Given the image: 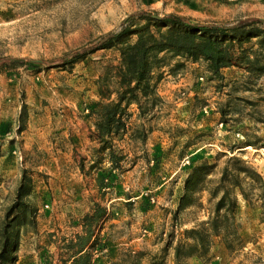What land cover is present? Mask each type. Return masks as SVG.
Returning a JSON list of instances; mask_svg holds the SVG:
<instances>
[{"label": "rangeland", "instance_id": "1", "mask_svg": "<svg viewBox=\"0 0 264 264\" xmlns=\"http://www.w3.org/2000/svg\"><path fill=\"white\" fill-rule=\"evenodd\" d=\"M135 14L233 27L264 20V0H0V223L24 183L36 218L35 229L19 228L13 264H75L82 249L91 264H175L185 232L214 216L221 194L210 190L229 157L264 182V77L249 79L237 66L217 81L202 62L169 61L161 103L144 118L131 105L127 132L111 139L119 166L99 153L94 112L116 98L102 99L100 88L119 52L90 50ZM78 52L84 57L72 62ZM205 162L215 168L178 212L190 174ZM261 190L251 204L234 192L241 241L229 249L215 237L207 259L188 264H264ZM97 210L105 217L90 225L85 218Z\"/></svg>", "mask_w": 264, "mask_h": 264}, {"label": "trees", "instance_id": "2", "mask_svg": "<svg viewBox=\"0 0 264 264\" xmlns=\"http://www.w3.org/2000/svg\"><path fill=\"white\" fill-rule=\"evenodd\" d=\"M258 25H264V20L245 21L231 27L195 23L175 14H135L125 20L119 32L103 37L90 53L115 49L119 52V64L112 79L106 78V83L100 88L102 99L110 100L115 95V100L94 112L97 137L102 145L99 153L107 152L114 166H119L123 157L117 156L111 139L127 132L125 117L131 105H136L140 118H144L161 103L157 91L163 78L161 70L170 68L171 60H178L177 68L184 67V62H202L211 80L222 81V70L232 66L244 69L249 79L264 77V28ZM253 38H257L256 42L252 41ZM84 55L78 52L71 61L75 62ZM10 61L25 63L23 59ZM37 63L31 61L29 65L35 66ZM111 81L114 89H111ZM221 112L225 122L229 113L227 110ZM97 164L93 162L92 168L95 169ZM213 168L215 166L205 162L193 169L186 182V194L179 204L178 212L189 205L192 200L190 194L205 182ZM27 185L29 183H24L19 188L14 204L0 223V264L17 261L15 254L19 244V228L36 227L35 210L25 200L29 196ZM258 188H264L263 177L242 159L229 157L217 185L210 190L212 198L221 194L214 216L185 232L189 242L176 246L175 264H188V259L192 257L206 260L215 237L221 238L229 249L240 242L234 192L239 190L243 199L251 204V198ZM104 217L105 211L97 210L94 215L87 216L85 221L91 225ZM74 258L75 264H91L89 256L76 255Z\"/></svg>", "mask_w": 264, "mask_h": 264}, {"label": "crops", "instance_id": "3", "mask_svg": "<svg viewBox=\"0 0 264 264\" xmlns=\"http://www.w3.org/2000/svg\"><path fill=\"white\" fill-rule=\"evenodd\" d=\"M84 254V252H82V253H80L79 255H77V256H81V255H83Z\"/></svg>", "mask_w": 264, "mask_h": 264}]
</instances>
